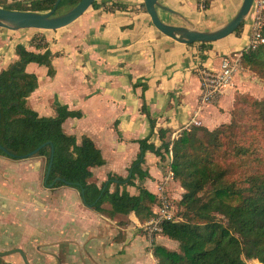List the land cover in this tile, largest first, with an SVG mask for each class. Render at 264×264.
<instances>
[{"label": "crops", "instance_id": "0c3cea01", "mask_svg": "<svg viewBox=\"0 0 264 264\" xmlns=\"http://www.w3.org/2000/svg\"><path fill=\"white\" fill-rule=\"evenodd\" d=\"M207 1L208 8L200 10L197 0H157L156 13L168 26L208 33L228 24L243 4V0ZM102 2L106 5L118 2L126 9L108 12L90 7L70 26L43 34L51 53L57 54L52 59L53 77L47 75L44 66L31 63L26 67V71L38 79V87L27 98L30 109L40 117H53L55 109L62 106L80 112V118L66 119L62 130L74 136L78 143L82 136L90 138L100 150L104 165L93 168L90 179L97 186L106 181L108 174L123 178L129 175L128 169L140 150L139 140L149 137V142L158 147L161 145L159 130L166 133V141L191 126L213 130L230 121L237 94L261 92L256 90L255 78L242 68L217 99L205 104L200 102L201 70L217 71L223 57L247 49L256 16L254 2L239 36L233 33L205 46L182 44L161 34L152 25L143 0ZM30 31L12 32L0 28V72L16 60L17 44L34 50L28 47L34 35ZM142 105L154 121L152 131L148 118L141 112ZM44 167L41 157L11 160L0 156V202L15 201L18 207L24 205L22 210L27 216V196L32 194L33 184L39 182L41 176L43 179ZM168 168V156L162 163L154 154L146 152L142 169L149 177L135 181L157 198L154 214L160 193L170 200L174 211L183 194L174 178L164 182ZM126 191L130 195L137 194L135 187H128ZM65 192L70 198L63 197L60 203L51 206L57 209L56 221L59 214H63V231L68 229L71 213H76L80 218H75V222L84 227V236L98 240L95 233H101L109 221L122 232V237L115 242L121 253L116 257L120 264H157L152 256V245L176 248L174 242L159 232L151 234L142 230L145 234H139L137 226L141 228L149 221L140 224L129 214L124 216L127 224L121 227L116 223L122 215L103 222L99 219L101 215L83 206L76 190L67 188ZM1 207L7 206L1 204ZM104 208L109 209V206ZM73 228L69 230L75 233Z\"/></svg>", "mask_w": 264, "mask_h": 264}, {"label": "trees", "instance_id": "16d2710c", "mask_svg": "<svg viewBox=\"0 0 264 264\" xmlns=\"http://www.w3.org/2000/svg\"><path fill=\"white\" fill-rule=\"evenodd\" d=\"M79 1L60 0L53 16L66 13ZM56 2L29 0L24 7L20 0H0V8L44 14ZM91 7L108 12L126 9L116 3L107 8L104 2L97 4V0ZM262 16L264 38V11ZM242 26L243 23L235 30L236 36ZM28 47L34 50L17 44L16 60L0 72V146L10 154L0 150L1 157L20 160L41 147L32 157L44 160V187L74 189L83 206L92 212L110 219L133 214L143 224L154 216L153 208L158 203L155 195L135 183L149 177L142 169L144 154L150 152L164 163L171 153L170 168L183 194L175 204L176 222L160 224L161 234L176 248L152 245L157 264H264V101L249 103L254 117H248L246 127L236 122L240 103L247 99L246 94L240 93L234 98L230 121L213 130L191 126L169 141L165 140L166 133L159 130L158 147L149 142V137L139 140L140 150L128 169L129 175L123 178L108 174L106 181L97 186L90 179L91 170L104 165L100 150L90 138L82 136L78 143L62 130L64 121L80 118V112L62 106L55 109L53 117H40L27 106V98L38 87V79L26 71L27 65L44 66L47 75L53 77L52 59L57 56L51 53L43 35L32 36ZM240 65L252 71L264 85V44L241 52ZM141 112L148 118L152 131L154 121L145 105ZM51 146L53 159L46 174ZM128 187H135L137 194L130 195ZM0 264L6 263L0 258Z\"/></svg>", "mask_w": 264, "mask_h": 264}, {"label": "rangeland", "instance_id": "374dc122", "mask_svg": "<svg viewBox=\"0 0 264 264\" xmlns=\"http://www.w3.org/2000/svg\"><path fill=\"white\" fill-rule=\"evenodd\" d=\"M21 2L24 7L29 5V0H22ZM99 2H102V0H97V4ZM115 3L120 4L118 2H110L106 7L111 8L112 4ZM30 32H34L32 36L40 37L48 31L31 30ZM248 71L255 78L256 90L261 92L253 94L249 92L243 93L247 95V99L246 103H240L236 121L241 127L248 126V117H254V114H250L251 107L249 103L252 101H264L262 80L252 71ZM262 151L264 150L262 149ZM41 179L36 184H33V192L30 196H27L26 200L29 208L26 211L27 216L24 215L25 213L22 210L24 205L18 207L14 204L15 201L8 202L3 200L0 202V214L2 215V219H0V252L20 248L25 253L30 264H120L116 257L121 253L116 249V243L122 237L121 230L110 225L107 217L101 215L102 217L99 219L103 222L107 221L108 225L104 226L101 233L93 232L98 237V240H94L88 235L84 236V227L77 226L75 222L80 217L76 213H71L73 217L69 220L68 229L63 231L61 224L63 214L60 213L59 219L56 221L57 209H53L51 206L60 203L63 197L65 199L70 198V196H66L67 192H65L68 187L46 188L42 185ZM1 204L7 207H1ZM81 224L84 225L85 222ZM116 224V226L121 227L127 224V221L122 216ZM71 228L76 230V232L70 231L69 229ZM137 228L139 234H145L142 228L139 226ZM146 243L149 246V238ZM1 260L6 264H23L19 254L8 255L1 258ZM246 263L254 264V261H246Z\"/></svg>", "mask_w": 264, "mask_h": 264}, {"label": "water", "instance_id": "95a60500", "mask_svg": "<svg viewBox=\"0 0 264 264\" xmlns=\"http://www.w3.org/2000/svg\"><path fill=\"white\" fill-rule=\"evenodd\" d=\"M57 0L53 9L50 12L44 14L30 13V12H20V11H10L0 8V28L7 29L11 31H17L22 29L31 30H42V31H55L67 27L76 21L82 14H84L96 0H80L73 8H71L66 13L53 16L54 11L57 8ZM253 0H243L242 7L238 14L233 18L228 24L223 26L217 31L202 33L195 31H188L182 28L168 26L163 24L156 13L157 0H143V5L147 15L150 18L152 25L164 36L182 43V44H193V43H212L221 40L235 32L237 28L243 23L244 19L247 17ZM41 147L36 148L32 152L20 158V160L32 158ZM51 155L49 164L47 167V173H49L52 159H53V147L51 146ZM0 150L10 155L4 148L0 146ZM12 254H19L23 264H30L28 259L20 248H14L5 252H0V258L6 257Z\"/></svg>", "mask_w": 264, "mask_h": 264}, {"label": "built area", "instance_id": "2783aa9c", "mask_svg": "<svg viewBox=\"0 0 264 264\" xmlns=\"http://www.w3.org/2000/svg\"><path fill=\"white\" fill-rule=\"evenodd\" d=\"M200 10H205V3L207 0H197ZM256 8V16L254 20V26L250 38V42L247 48L255 49L259 45L264 44V38L261 36L262 29V10L264 9V0H253ZM253 4V5H254ZM239 54H230L223 57L219 64L217 71L208 69L201 70L200 81H201V96L200 102L202 104L209 103L218 98L223 90L230 86L235 75L242 70L240 65ZM197 124V122H194ZM169 168L167 176L164 178V182L168 179L173 178V172L170 168L171 153L168 155ZM161 190V189H160ZM176 222L175 211L170 200L160 193L159 205L154 216L145 223L141 228L149 233L159 232L161 233L160 224L162 222Z\"/></svg>", "mask_w": 264, "mask_h": 264}, {"label": "bare ground", "instance_id": "6f19581e", "mask_svg": "<svg viewBox=\"0 0 264 264\" xmlns=\"http://www.w3.org/2000/svg\"><path fill=\"white\" fill-rule=\"evenodd\" d=\"M255 263V262H254ZM256 264V263H255Z\"/></svg>", "mask_w": 264, "mask_h": 264}]
</instances>
